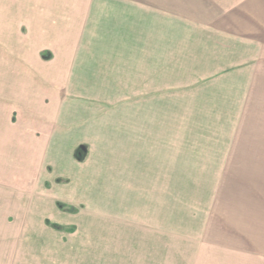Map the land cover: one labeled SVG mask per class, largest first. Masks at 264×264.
<instances>
[{
  "label": "crops",
  "instance_id": "crops-1",
  "mask_svg": "<svg viewBox=\"0 0 264 264\" xmlns=\"http://www.w3.org/2000/svg\"><path fill=\"white\" fill-rule=\"evenodd\" d=\"M215 16L195 14L189 24L177 0H0V42L32 56L22 57L25 67L0 68V252L7 263L14 256V264H264L263 249L212 248L183 210L177 214L178 174L190 170L185 157L193 147L181 127H168L182 120L88 114L89 102L76 95L88 85L72 83L131 78V99L167 91L165 81L152 87V77L169 75L200 28L215 36L223 22L222 36L245 23L228 26L234 19L226 12ZM138 77L147 80L137 90Z\"/></svg>",
  "mask_w": 264,
  "mask_h": 264
},
{
  "label": "rangeland",
  "instance_id": "rangeland-1",
  "mask_svg": "<svg viewBox=\"0 0 264 264\" xmlns=\"http://www.w3.org/2000/svg\"><path fill=\"white\" fill-rule=\"evenodd\" d=\"M177 1L189 24L195 14L209 20L226 12L234 19L226 25L245 21L244 26L237 32L229 28V34L220 36L224 23L218 22L216 35L209 37L200 28L202 36L192 38L191 45L185 42L190 51L172 63L169 75L152 77V87L165 81L161 86H167V91L137 92L131 99L127 93L131 78L105 77L100 83L97 78L73 77L72 83H86L90 89L76 95L89 102L88 114L182 120L181 126L168 127V131L181 127L185 146L193 147L188 151L191 156L185 157L188 165L184 168L190 170L178 174L176 192L183 199V209L179 202L177 214L183 210L185 222L200 227L210 246H215L212 248L264 250V27L260 28L264 12L257 15L264 1ZM4 41L0 42V68L25 67L31 53L25 51L28 57L23 60L22 45L8 43L7 38ZM214 73L218 74L211 76ZM117 79L118 84L113 85ZM144 79H135L137 90L142 89ZM175 79L181 85H175ZM194 136L200 139L193 140ZM198 149L204 155L193 156ZM171 191L167 190L169 199L175 196ZM7 257L8 263L0 252V264H14L10 261L14 256Z\"/></svg>",
  "mask_w": 264,
  "mask_h": 264
},
{
  "label": "trees",
  "instance_id": "trees-1",
  "mask_svg": "<svg viewBox=\"0 0 264 264\" xmlns=\"http://www.w3.org/2000/svg\"><path fill=\"white\" fill-rule=\"evenodd\" d=\"M59 207L63 208V209H69L70 211H74V208H67L66 206H64L63 204H59ZM58 227V226H55Z\"/></svg>",
  "mask_w": 264,
  "mask_h": 264
}]
</instances>
